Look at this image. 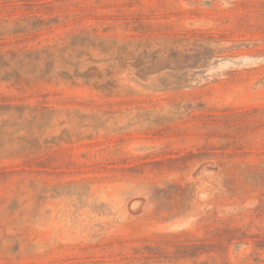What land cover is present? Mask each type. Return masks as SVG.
I'll return each instance as SVG.
<instances>
[{"label": "rangeland", "instance_id": "obj_1", "mask_svg": "<svg viewBox=\"0 0 264 264\" xmlns=\"http://www.w3.org/2000/svg\"><path fill=\"white\" fill-rule=\"evenodd\" d=\"M0 264H264V0H0Z\"/></svg>", "mask_w": 264, "mask_h": 264}]
</instances>
